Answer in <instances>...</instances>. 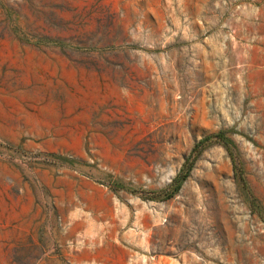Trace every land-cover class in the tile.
<instances>
[{
  "label": "rangeland",
  "instance_id": "obj_1",
  "mask_svg": "<svg viewBox=\"0 0 264 264\" xmlns=\"http://www.w3.org/2000/svg\"><path fill=\"white\" fill-rule=\"evenodd\" d=\"M84 180L147 264H264V0H0V264H70Z\"/></svg>",
  "mask_w": 264,
  "mask_h": 264
},
{
  "label": "crops",
  "instance_id": "obj_2",
  "mask_svg": "<svg viewBox=\"0 0 264 264\" xmlns=\"http://www.w3.org/2000/svg\"><path fill=\"white\" fill-rule=\"evenodd\" d=\"M77 201L64 216L63 242L70 264H147L152 242L128 229V210L121 206L113 222V198L94 181H83ZM102 202L106 203L102 206Z\"/></svg>",
  "mask_w": 264,
  "mask_h": 264
},
{
  "label": "trees",
  "instance_id": "obj_3",
  "mask_svg": "<svg viewBox=\"0 0 264 264\" xmlns=\"http://www.w3.org/2000/svg\"><path fill=\"white\" fill-rule=\"evenodd\" d=\"M219 135H223V132H221ZM207 139H208V137L202 139L199 143L204 142ZM197 146H198V144L194 147V149H196ZM194 149H193V151H194ZM191 156H192V153L186 158V160H185V162H184V164H183V166L181 168L180 173L174 179L175 181H179L180 180V183H181V181H183L187 177L188 172L192 168V163L190 162ZM180 183L178 184L177 189L179 188Z\"/></svg>",
  "mask_w": 264,
  "mask_h": 264
}]
</instances>
